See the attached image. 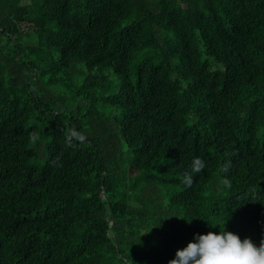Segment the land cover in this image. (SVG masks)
Returning a JSON list of instances; mask_svg holds the SVG:
<instances>
[{
    "label": "trees",
    "instance_id": "16d2710c",
    "mask_svg": "<svg viewBox=\"0 0 264 264\" xmlns=\"http://www.w3.org/2000/svg\"><path fill=\"white\" fill-rule=\"evenodd\" d=\"M225 219L264 240V0H0V264H168Z\"/></svg>",
    "mask_w": 264,
    "mask_h": 264
},
{
    "label": "clouds",
    "instance_id": "9594fccd",
    "mask_svg": "<svg viewBox=\"0 0 264 264\" xmlns=\"http://www.w3.org/2000/svg\"><path fill=\"white\" fill-rule=\"evenodd\" d=\"M69 135L72 140L80 143L86 140L85 134L76 129H71ZM29 138L35 144L39 134L32 132ZM204 168V161L199 157L194 158L190 171L183 176L185 186L190 187L193 176L199 174ZM226 219L222 227L216 226L220 229L219 233L208 232L197 235L196 242H189L185 248L177 250L175 258L168 264H264V240L259 247L255 246L249 238L241 241L238 235L224 230Z\"/></svg>",
    "mask_w": 264,
    "mask_h": 264
},
{
    "label": "rangeland",
    "instance_id": "374dc122",
    "mask_svg": "<svg viewBox=\"0 0 264 264\" xmlns=\"http://www.w3.org/2000/svg\"><path fill=\"white\" fill-rule=\"evenodd\" d=\"M111 74V73H110ZM111 77L113 78V76L111 75Z\"/></svg>",
    "mask_w": 264,
    "mask_h": 264
}]
</instances>
